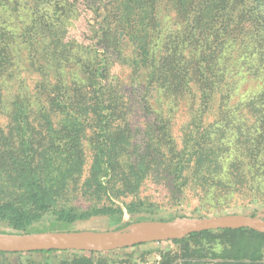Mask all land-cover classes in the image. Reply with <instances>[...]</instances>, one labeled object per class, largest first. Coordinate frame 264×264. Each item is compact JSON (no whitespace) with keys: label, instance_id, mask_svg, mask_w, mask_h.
<instances>
[{"label":"trees","instance_id":"16d2710c","mask_svg":"<svg viewBox=\"0 0 264 264\" xmlns=\"http://www.w3.org/2000/svg\"><path fill=\"white\" fill-rule=\"evenodd\" d=\"M164 2L168 5L165 8L171 5L182 20L181 31L172 41V53L183 62L179 99L184 100L189 114L179 140H184L185 149H199L198 156L179 162L177 177L187 183L190 170L220 165V155L207 148L205 140H264V88L255 98L235 96L237 86L228 84L226 76L238 64L224 57L228 48L232 51L239 44L243 49L242 42L249 39L251 52L241 55L252 60L248 69L256 68L250 76L264 75V26L252 31L247 28V17L261 6L258 0H0V140L9 147L11 140H17L23 152L18 157L5 146L0 148V225L5 229L1 233L74 231L76 223L97 217L114 220L116 225L108 231L153 221L151 205L143 201L124 202L119 198L121 204L98 203L87 208L59 202L66 185L80 177V166L74 165L69 155H60L57 144L61 140H85L89 133V138L99 140L90 174L97 185L95 196L101 201L112 196L108 192L109 177L121 170L113 140H167L169 126L163 118L146 122L142 130L131 126L130 102L122 83L114 82L111 73L115 66L124 65L132 69V82L138 83L140 92L149 93L156 85L148 69L162 63L163 49L156 47H165L161 45L162 30L159 32ZM83 12L88 16V31L87 37L78 42L68 37V28L70 20ZM10 17L20 19L18 29L8 27ZM22 66L38 76L33 93L22 88L28 96L8 99L3 91ZM64 67L72 70L69 76L64 75ZM31 98H41L37 110ZM144 103L146 112H159L153 94L144 97ZM5 112L9 114L6 126L1 123ZM36 140L51 144L48 155L41 154L45 150L34 149ZM191 141H195L193 145ZM234 161L244 163L239 157ZM138 163L141 176L137 179L146 178L157 165L148 155L140 157ZM47 214L54 219L41 229L37 222ZM259 215L254 212L249 216ZM200 238L229 244L230 253L212 254L219 260L216 264H264V233L244 229L206 231L168 241L180 248V254L164 250L156 264H199L201 251L192 245ZM59 252L71 251L24 254ZM84 253L89 255L71 262L93 264L91 256L101 254ZM8 254L0 252V256ZM115 264L139 262L130 256Z\"/></svg>","mask_w":264,"mask_h":264},{"label":"rangeland","instance_id":"374dc122","mask_svg":"<svg viewBox=\"0 0 264 264\" xmlns=\"http://www.w3.org/2000/svg\"><path fill=\"white\" fill-rule=\"evenodd\" d=\"M165 2L161 8V28H159V32L162 30L161 45H165V47H161L160 44L156 47V49H163L162 63H157L156 67L152 64L151 68L148 69V75L150 74L151 81H155L156 85L151 87L149 93L140 92L137 90L139 89L138 83L132 82V69L124 65L115 66L111 73L114 82L118 80L122 83L123 93L130 102L131 126L142 130L146 122H155L157 117L163 118L165 124L169 126L170 134H166L167 140H113V152H118L116 158L119 160L118 166L121 170L114 176L110 175L108 192L112 196L107 198L104 195L105 197L101 201H98L95 196L94 187L96 188L97 185L90 174L99 140L89 138L91 133L85 140H74V142L61 140L57 144L60 155H69L74 165L80 166V177L77 181L70 182V184L66 183L64 188L66 193L59 202L66 203L68 206L75 205L76 207L87 208L98 203L117 205L123 201H143L151 205L150 219L164 221L172 217L249 216L254 212L264 215V140H205V146L216 150L220 155V165L203 166L197 171L195 169L190 170L191 177L187 183L177 177L179 162L198 156L199 149L198 147L185 149L184 140H179L183 124L189 114L184 100L179 99L181 96L179 74L183 62L179 55L172 53V48H174L172 41L174 36H177L181 31L182 20L179 21L178 15L172 10L171 5L170 9L165 8L168 6ZM251 3L255 6L253 1ZM258 3L261 6L259 5L260 7L247 17V28L250 31L264 26V0H258ZM23 12L25 16L26 12L24 10ZM87 17L83 12L70 20L68 37L78 42H82L87 37L85 35V32L88 31ZM19 24V18L17 20L15 17L8 19V27L12 30L18 29ZM242 43L243 49L239 44H235L232 51H229L228 48L224 52L227 53L224 55L227 61L231 59V62L238 64V67L234 68V72L233 69L228 72L226 82L230 85L236 84L237 89L233 91L235 96L255 98L264 88V75L250 76L256 68L248 69V64L252 60L241 55L243 53L250 54L249 39H245ZM155 45L157 46L154 43L153 46ZM166 46L171 49L169 50ZM158 56H160L159 50ZM71 71L70 68H63L65 76H69ZM37 79L36 74L29 73L22 66L15 71V79L3 92L8 99L15 95L28 96L22 88H27L32 94ZM141 81L144 82L142 78ZM152 94L153 102L156 103L159 112L157 109H152L148 113L146 112L144 97L149 98ZM235 99L237 97L234 98V101ZM40 101L41 98L39 100L31 98V104L35 110H37ZM10 109L11 105L7 107V112ZM7 112L1 118V123L4 126L9 123ZM160 112L162 116L159 114ZM46 141L36 140L34 145L36 150H45L41 153L43 156L48 155L52 149L51 144ZM195 141H191L190 145H193ZM11 142L12 146L9 147L2 144V140H0V148L4 149L5 146V149L12 151L15 156L22 157L23 152L17 140H11ZM144 155L154 157L157 165L148 171L146 178L137 179L141 176L138 162L140 157ZM236 157L241 158L244 163L236 164L234 161ZM118 166L114 164V168ZM119 198H122L123 201H117ZM126 216L125 218L128 220ZM53 219L54 215L47 214L37 222V226L41 229L45 228ZM113 221L108 217L92 218L76 223L74 231H108L116 225ZM0 231H5L1 225ZM47 232L51 231L48 230ZM192 247L201 251L199 264H216L219 260L213 257V253L217 255L230 253L229 244L221 239L200 238ZM164 250L180 254V248L167 241L166 243H149L138 248L101 253L94 257L91 256V261L93 264H115L133 256L139 264H156L159 260V253ZM87 255L89 254L72 251L51 255L8 254L0 256V264H40L45 261H49L50 264H73L71 259H81Z\"/></svg>","mask_w":264,"mask_h":264},{"label":"water","instance_id":"95a60500","mask_svg":"<svg viewBox=\"0 0 264 264\" xmlns=\"http://www.w3.org/2000/svg\"><path fill=\"white\" fill-rule=\"evenodd\" d=\"M239 229L264 233V215L181 217L174 221H141L133 223L127 229L117 231L0 232V252L9 254L42 251L107 253L149 243L180 240L194 233Z\"/></svg>","mask_w":264,"mask_h":264}]
</instances>
